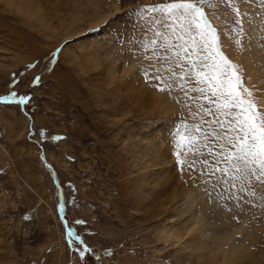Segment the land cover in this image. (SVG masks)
Here are the masks:
<instances>
[{"label": "rangeland", "instance_id": "1", "mask_svg": "<svg viewBox=\"0 0 264 264\" xmlns=\"http://www.w3.org/2000/svg\"><path fill=\"white\" fill-rule=\"evenodd\" d=\"M156 2L164 0H0V97L30 96L0 102V264H98L97 255L103 264H264V185L211 175L216 161L204 142L179 158L194 168L174 155L177 133L196 135L200 118L175 89L148 82L144 36L125 15ZM205 11L248 83L264 80V52L238 51L223 30L231 9ZM205 187L227 207L186 244L202 219L191 216L192 197L203 200ZM62 218L85 221L72 225L93 248L84 261Z\"/></svg>", "mask_w": 264, "mask_h": 264}, {"label": "snow or ice", "instance_id": "2", "mask_svg": "<svg viewBox=\"0 0 264 264\" xmlns=\"http://www.w3.org/2000/svg\"><path fill=\"white\" fill-rule=\"evenodd\" d=\"M241 2L254 5L258 10L242 12L237 0H164L138 4L128 9L125 15L129 17L133 33L140 31L144 36V59L152 62L145 69L148 82L156 90L169 95L175 89L182 96L176 102L183 103L189 115L200 118L190 130L196 135L189 137L177 133L179 139L173 145V152L178 163L194 168V162L179 158L185 152L197 150V144L204 142V148L216 161L211 175L220 172L230 177L231 181L244 180L249 185L254 182L264 185V80L248 83L251 77L244 74L242 66L224 54L220 32L205 11L206 8L216 9L220 5H227L234 18L230 22H222L223 30L234 46L240 52L251 51L254 47L264 52V0ZM246 19L249 21L247 30L244 27ZM60 50L57 49L52 56L57 57ZM149 72L153 74L149 75ZM39 82L40 77H35L33 83ZM29 100L30 96L16 92L0 97V102L5 103L27 104ZM183 127L186 132L189 131L187 124ZM203 162L208 163L207 159ZM221 164L224 166L220 167ZM46 166L51 168L50 165ZM223 183L228 184L229 179H224ZM235 186V183L231 184V187ZM244 190L241 186L240 191ZM249 195L254 196L255 191L249 192ZM203 197L200 200L197 193L193 194L192 199L198 200V204L194 206L191 216L200 212L202 219L193 228L192 238L186 244L194 243L207 220H214L217 213L227 207L221 203L224 199L222 194L213 196L206 187ZM228 199L239 202L242 198L230 195ZM58 208L62 211L63 205ZM227 211L232 213L233 210L227 208ZM231 219L238 221L235 215ZM62 223L69 247L75 245L84 261L86 255L93 253V248L72 225L85 221L69 222L62 218ZM103 255L111 253L106 251ZM94 259L98 264H103L102 256L97 255Z\"/></svg>", "mask_w": 264, "mask_h": 264}, {"label": "bare ground", "instance_id": "3", "mask_svg": "<svg viewBox=\"0 0 264 264\" xmlns=\"http://www.w3.org/2000/svg\"><path fill=\"white\" fill-rule=\"evenodd\" d=\"M247 61H249V60H247ZM181 193V192H180ZM180 201H182V200H180ZM234 244V243H233ZM233 246V245H232ZM230 247L229 248V252L231 253V255H233V254H235V256H236V253H237V251H233L234 249H233V247ZM226 250V249H225ZM227 251V250H226ZM239 253V252H238ZM223 256V255H222ZM227 256V255H226ZM237 256H238V254H237ZM224 258V257H223ZM227 260V259H226ZM224 262V261H223ZM222 264V263H221Z\"/></svg>", "mask_w": 264, "mask_h": 264}]
</instances>
